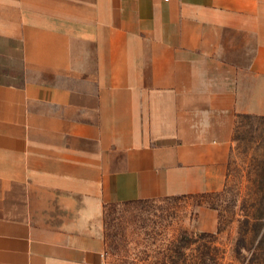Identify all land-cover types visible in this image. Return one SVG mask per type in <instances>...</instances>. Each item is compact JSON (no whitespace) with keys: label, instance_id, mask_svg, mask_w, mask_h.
Returning <instances> with one entry per match:
<instances>
[{"label":"crops","instance_id":"1","mask_svg":"<svg viewBox=\"0 0 264 264\" xmlns=\"http://www.w3.org/2000/svg\"><path fill=\"white\" fill-rule=\"evenodd\" d=\"M264 116V0H0V264L106 262L107 204L225 179Z\"/></svg>","mask_w":264,"mask_h":264},{"label":"rangeland","instance_id":"2","mask_svg":"<svg viewBox=\"0 0 264 264\" xmlns=\"http://www.w3.org/2000/svg\"><path fill=\"white\" fill-rule=\"evenodd\" d=\"M105 264H264V116L236 119L222 184L107 204Z\"/></svg>","mask_w":264,"mask_h":264},{"label":"trees","instance_id":"3","mask_svg":"<svg viewBox=\"0 0 264 264\" xmlns=\"http://www.w3.org/2000/svg\"><path fill=\"white\" fill-rule=\"evenodd\" d=\"M242 116H244V117H248V116H250V115H246V114L238 115L237 118H238V117H242Z\"/></svg>","mask_w":264,"mask_h":264},{"label":"built area","instance_id":"4","mask_svg":"<svg viewBox=\"0 0 264 264\" xmlns=\"http://www.w3.org/2000/svg\"><path fill=\"white\" fill-rule=\"evenodd\" d=\"M102 264H105V263H102Z\"/></svg>","mask_w":264,"mask_h":264}]
</instances>
